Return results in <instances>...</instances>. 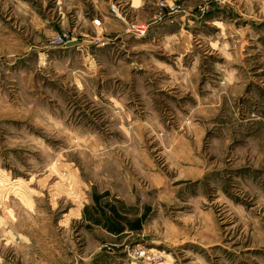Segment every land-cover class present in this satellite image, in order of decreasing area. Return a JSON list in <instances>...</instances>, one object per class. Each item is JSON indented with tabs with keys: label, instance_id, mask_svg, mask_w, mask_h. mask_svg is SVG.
Instances as JSON below:
<instances>
[{
	"label": "rangeland",
	"instance_id": "rangeland-1",
	"mask_svg": "<svg viewBox=\"0 0 264 264\" xmlns=\"http://www.w3.org/2000/svg\"><path fill=\"white\" fill-rule=\"evenodd\" d=\"M143 1L135 14L129 0H0V264H264V0H195L204 18L185 29L201 42V102L162 96L163 125L149 148L167 195L102 199L122 202L140 224L119 236L87 219L91 197L104 193L90 180L83 143L95 133L106 141L112 119L79 94V75L95 68L91 55L98 63L143 45L151 22L136 16L154 11L152 21L173 23L186 11L185 0ZM210 9L219 23L204 22ZM119 15L146 31L106 32V17ZM218 35L224 53L208 46ZM99 66L96 78L109 80ZM191 124L198 128L188 133ZM167 131L177 139L163 141ZM179 137L173 165L168 144Z\"/></svg>",
	"mask_w": 264,
	"mask_h": 264
},
{
	"label": "crops",
	"instance_id": "crops-1",
	"mask_svg": "<svg viewBox=\"0 0 264 264\" xmlns=\"http://www.w3.org/2000/svg\"><path fill=\"white\" fill-rule=\"evenodd\" d=\"M184 3L186 11L176 14L173 17V23H167V20V22L152 21L154 11L144 14L143 17L136 16L137 20L151 22L143 45L137 47L131 43L128 53L122 58L106 56L105 61L100 60L101 62L98 63H96L95 55H91L88 62L91 64L93 60L95 68L89 65L87 69L90 72H82L83 74L79 75V94L94 102V107L104 117L112 119L109 129L110 136L106 141H102L95 133L94 141L93 139L88 141L87 137L85 141L83 139V146L84 150L89 152L85 166L91 175L90 180L95 183V191L104 193L91 197V204L86 205L85 208V213H88L87 219L92 222L89 218H93V215L110 219L114 215L119 216V226L112 230L106 227L104 224L106 221L104 222L103 219H97L95 223L96 226L113 236L139 228L130 226L133 222L127 218L129 213L122 211L124 209L121 208L123 207L122 202H117L118 206L102 200L108 197V194L111 198H119L129 204L133 203L138 193H150L157 197L162 194L167 195L168 188H165V183L168 179L164 180L161 177L158 173L160 169L153 164L154 160L149 154V148L153 144L152 131L163 125L157 107L159 103L162 104L161 106L164 105L161 97L168 94L176 96L179 92L182 95L189 94L192 99L196 97L198 105L201 102L198 94L199 53H195V50L200 48L201 42H198L199 45L194 42V35L186 30L185 26L191 25V28H194L204 17H200L194 11L197 6L195 0H185ZM128 5L135 14L144 12L145 2L143 0H129ZM209 12L210 14L206 16L210 18L204 22L213 23L216 20V23H219L213 11L210 9ZM106 18L103 24L106 27L105 31L114 30L118 36L126 35L121 32L123 22L120 19L112 16ZM169 27L172 29L169 30ZM220 38L221 35H218L210 39L208 46L224 53L226 42ZM83 50L88 52L87 49ZM125 57L128 59L125 60ZM99 65H103L102 72L108 70V74H104L109 80L101 81L96 78V68ZM58 69L64 73L69 68L59 65ZM70 70L72 73L77 71L74 67ZM66 75L69 76L70 72H66ZM133 87L139 88L143 111H138L137 106L133 104L136 93H138ZM176 109L175 107L174 110ZM189 110L192 113L197 111V108L191 105ZM181 112L179 110L175 112L178 118L184 115ZM196 128L198 127H192L191 124L187 132L192 133ZM175 134L167 131L162 140L175 141L177 139L174 138ZM103 135H108V133ZM180 136L183 135L180 134ZM196 139L198 141V136ZM180 140L182 141V137L168 144L170 150L168 158L171 159L173 165H175V148L180 146ZM98 191L96 194L101 193Z\"/></svg>",
	"mask_w": 264,
	"mask_h": 264
},
{
	"label": "built area",
	"instance_id": "built-area-1",
	"mask_svg": "<svg viewBox=\"0 0 264 264\" xmlns=\"http://www.w3.org/2000/svg\"><path fill=\"white\" fill-rule=\"evenodd\" d=\"M161 5H164L161 3ZM169 8L171 10H176V7L173 4L169 5ZM120 20L124 23V34H143L147 29V24L143 22H134V21H127L124 20L120 15L117 16ZM100 39V38H99ZM104 41L101 42V45H104L105 42H107V38H103Z\"/></svg>",
	"mask_w": 264,
	"mask_h": 264
},
{
	"label": "trees",
	"instance_id": "trees-1",
	"mask_svg": "<svg viewBox=\"0 0 264 264\" xmlns=\"http://www.w3.org/2000/svg\"><path fill=\"white\" fill-rule=\"evenodd\" d=\"M89 219H91V221H93V222H97V220H94V218H89ZM118 219H119V216H115L114 215V217L112 218V219H110L109 217H106L105 218V225H106V227L108 228V229H114V228H117V226H119L118 225V223H119V221H118ZM107 223V224H106ZM131 227H133V228H140V225L137 223V221L136 222H134L132 225H130Z\"/></svg>",
	"mask_w": 264,
	"mask_h": 264
}]
</instances>
